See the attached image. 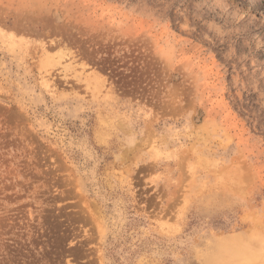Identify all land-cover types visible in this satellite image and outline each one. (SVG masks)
<instances>
[{"label":"rangeland","instance_id":"rangeland-1","mask_svg":"<svg viewBox=\"0 0 264 264\" xmlns=\"http://www.w3.org/2000/svg\"><path fill=\"white\" fill-rule=\"evenodd\" d=\"M254 4L0 0V264H264Z\"/></svg>","mask_w":264,"mask_h":264},{"label":"bare ground","instance_id":"bare-ground-1","mask_svg":"<svg viewBox=\"0 0 264 264\" xmlns=\"http://www.w3.org/2000/svg\"><path fill=\"white\" fill-rule=\"evenodd\" d=\"M244 1V6H249V7H253L254 9H256V7L257 6H255V0H243ZM219 248H218V250H217V253H218V255L215 257L219 262H221V259H222V261L223 262H221V264H229L232 260V258H234L235 259V257L239 254L238 253V251H235V250H232V249H228V248H225V247H220V246H218ZM243 252V251H242ZM246 254V253H245ZM214 255H216V254H214ZM225 256H228V259L229 260H231V261H226L225 262V260H227L226 258H225ZM220 257V258H219ZM213 257H211V262H214L216 259H212ZM224 259V260H223ZM216 260V261H217ZM209 261V262H210ZM215 261V262H216ZM210 262V263H211ZM233 262V261H232ZM218 263V262H217ZM219 264V263H218ZM231 264H233V263H231Z\"/></svg>","mask_w":264,"mask_h":264}]
</instances>
